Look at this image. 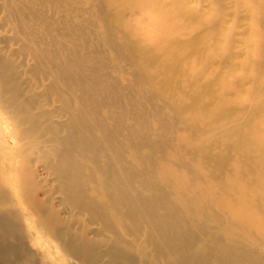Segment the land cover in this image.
<instances>
[{
  "label": "bare ground",
  "instance_id": "bare-ground-1",
  "mask_svg": "<svg viewBox=\"0 0 264 264\" xmlns=\"http://www.w3.org/2000/svg\"><path fill=\"white\" fill-rule=\"evenodd\" d=\"M0 264H264V0H0Z\"/></svg>",
  "mask_w": 264,
  "mask_h": 264
}]
</instances>
